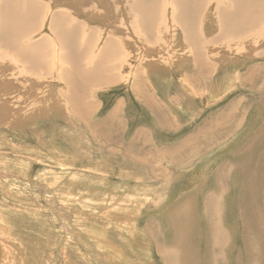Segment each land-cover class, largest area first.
Here are the masks:
<instances>
[{
	"label": "rangeland",
	"instance_id": "374dc122",
	"mask_svg": "<svg viewBox=\"0 0 264 264\" xmlns=\"http://www.w3.org/2000/svg\"><path fill=\"white\" fill-rule=\"evenodd\" d=\"M0 264H264V0H0Z\"/></svg>",
	"mask_w": 264,
	"mask_h": 264
},
{
	"label": "bare ground",
	"instance_id": "6f19581e",
	"mask_svg": "<svg viewBox=\"0 0 264 264\" xmlns=\"http://www.w3.org/2000/svg\"><path fill=\"white\" fill-rule=\"evenodd\" d=\"M227 2V1H226ZM251 2H253V0H250V3ZM252 5V4H251ZM232 14V13H231ZM231 16V15H230ZM229 16V17H230ZM232 16H233V14H232ZM227 17V16H226ZM257 19V18H256ZM255 21V20H254ZM261 22V21H260ZM30 26V25H29ZM202 60V59H201ZM202 62V61H201ZM196 63V62H195ZM200 63V62H199ZM79 69V68H78ZM198 69V68H197ZM79 70H81V69H79ZM204 70V69H203ZM203 70H201L202 72H203ZM78 73V72H77ZM94 72H91V74H93ZM201 73V72H200ZM75 74H76V72H75ZM87 75V74H86ZM250 75V74H249ZM76 76V75H75ZM74 76V77H75ZM81 77V76H80ZM86 77V76H85ZM84 78V77H83ZM86 78H88V76L86 77ZM82 79V78H81ZM103 79V78H102ZM76 80H78V79H75V81ZM86 81H88V79H86ZM78 82V81H77ZM107 81L104 79V81H101L100 82V87H102V86H105V87H108L109 85H108V83H106ZM99 83V82H98ZM196 83V82H195ZM78 84V83H77ZM82 84V83H81ZM84 84V89L83 90H85V89H87V88H85V87H87L86 86V84L85 83H83ZM79 85V84H78ZM93 85V84H92ZM96 86V85H95ZM80 88V87H79ZM134 89L135 90H138L140 93L139 94H141V92L143 93V88H142V86H141V84H138V83H135V86H134ZM84 95V94H83ZM79 96V95H78ZM141 96L142 97H144L145 98V95H143V94H141ZM146 97H148L150 100H148V99H146L147 101H149V102H153V106H154V108H157L158 109V105H157V103H155L154 101H153V99L152 98H150L149 96H146ZM73 98V97H72ZM81 98V97H80ZM76 100V99H75ZM73 102V101H72ZM77 102V101H76ZM77 104V103H76ZM76 104H74L75 105V111H77V112H79L78 111V108L76 107ZM81 104V103H80ZM73 106V105H72ZM80 106V105H79ZM74 108V107H73ZM74 111V112H75ZM83 111V110H82ZM115 111V110H114ZM159 111V110H158ZM86 112V111H85ZM116 112V111H115ZM87 113V112H86ZM113 113V112H112ZM165 114V113H164ZM76 115V114H75ZM78 116V115H77ZM81 117V116H80ZM109 117V116H108ZM84 119V118H83ZM113 120V114H111L110 115V117L109 118H107V122L108 121H112ZM107 122H105V123H107ZM102 123V122H101ZM105 123H103V124H105ZM103 126V125H102ZM107 127H108V125H106ZM113 126V125H112ZM105 127V126H104ZM106 128V127H105ZM110 130H111V128H110ZM113 130V129H112ZM97 131V130H96ZM101 132V130H98V132ZM93 132V131H92ZM103 132V131H102ZM111 132V131H110ZM97 133V132H96ZM95 133V134H96ZM94 134V135H95ZM99 134V133H98ZM101 134V133H100ZM138 134H140V131L138 132ZM104 135V134H103ZM110 135V134H109ZM108 135V136H109ZM199 135V134H198ZM100 136V135H99ZM107 135H105L104 137H106ZM108 136L106 137V138H104L105 140H103L104 142H106V143H109L110 142V140H109V138H108ZM196 136V135H195ZM193 137V136H192ZM99 138V137H98ZM194 138V137H193ZM98 140V139H97ZM101 140V139H100ZM138 139L136 138L135 140H134V144H137L138 143V141H137ZM118 142V141H117ZM186 143V142H185ZM182 144V143H181ZM190 144L191 143H188V146L190 147ZM131 145V144H130ZM184 145V144H183ZM187 146V145H186ZM131 147H133V146H131ZM136 147V146H135ZM181 148H183V146H179V149H181ZM186 148V147H185ZM188 148V147H187ZM134 149V148H133ZM188 149H190V148H188ZM177 150H178V148H177ZM176 150V151H177ZM183 150V149H182ZM128 151H129V149H128ZM137 151V153H136V155H137V157H143L144 155H143V152H142V148H139V150L137 149L136 150ZM185 151H187V150H185ZM126 152H127V150H126ZM130 152V151H129ZM128 152V153H129ZM145 152V151H144ZM150 152V151H149ZM180 152H182L181 150H180ZM194 152V151H193ZM197 152V151H196ZM131 153V152H130ZM135 153H134V155H135ZM146 153V152H145ZM169 153V152H168ZM178 154H179V152H178ZM182 154H184V153H182ZM178 156V155H177ZM183 156V155H182ZM180 158V157H179ZM185 158V157H184ZM142 159V158H141ZM145 160V159H144ZM143 160V161H144ZM176 160H178V159H176ZM142 161V162H143ZM183 162V161H182ZM139 163V162H138ZM144 163V162H143ZM186 164V163H185ZM134 165V164H133ZM141 166V165H140ZM139 166V167H140ZM143 166V165H142ZM146 166V165H145ZM144 166V167H145ZM225 170V169H224ZM214 197V196H213ZM211 200V199H210ZM210 200H209V202H210ZM216 200V199H215ZM216 201H215V205H216ZM211 205V204H210ZM206 206L207 205H205L204 207L206 208ZM218 205H216L215 207H214V209L212 210L213 211V213L215 214V215H217L218 216V207H217ZM204 208V209H205ZM209 210V209H208ZM205 212V211H204ZM206 214V213H205ZM208 218V217H207ZM219 218V217H218ZM217 218L215 217V219H213L214 221L211 223V228H210V230H209V228H208V233H213V234H215V233H218L219 231H218V227H219V224L215 221ZM212 220V219H211ZM214 225V226H213ZM207 226H209V224L207 223ZM244 227H245V229H246V231L248 232V233H250L249 232V228H248V224L246 225L245 223H244ZM215 231V232H214ZM251 234V233H250ZM216 246V245H215ZM214 247V246H213ZM212 248V247H211ZM213 249V248H212ZM182 256V255H181ZM212 257V256H211Z\"/></svg>",
	"mask_w": 264,
	"mask_h": 264
},
{
	"label": "crops",
	"instance_id": "0c3cea01",
	"mask_svg": "<svg viewBox=\"0 0 264 264\" xmlns=\"http://www.w3.org/2000/svg\"><path fill=\"white\" fill-rule=\"evenodd\" d=\"M97 84H99V83H97ZM116 109H117V108H116ZM116 109H113V110H112L113 113L110 112L109 114H107V117L105 118V120L101 121L102 123L92 126V127H91L92 131H93V132H97V131H98V128L101 127L102 125H103L102 128L107 127L106 125H107V124L109 125L111 121H108V122H107L106 120H107V118L110 117L111 114H113V118H114V115H115L114 113H116V112H115ZM86 110H87V109H84V110H83V114L86 116V119H87L88 113H86V112H87L88 110H87V111H86ZM114 110H115V111H114ZM85 111H86V112H85ZM80 113H81V112H80ZM83 114H82V115H83ZM108 116H109V117H108ZM86 119H85V120H86ZM86 121H87V120H86ZM105 122H107V123H105ZM103 123H105V124H103ZM104 126H105V127H104ZM106 129H107V128H106ZM96 130H97V131H96ZM98 133H99V132H97V134H98ZM103 133H104L105 135H107V136L109 135L107 132L105 133L104 130H103ZM198 133H199V131H198ZM107 136H106V137H107ZM192 136H194V135H192ZM192 136H188V137L192 138ZM106 137H105V138H106ZM108 138H110V136H108ZM137 139H138V138H137ZM134 140H135V139H133V141H132V143H131L132 145H135V144H134ZM137 141H138V140H137Z\"/></svg>",
	"mask_w": 264,
	"mask_h": 264
}]
</instances>
